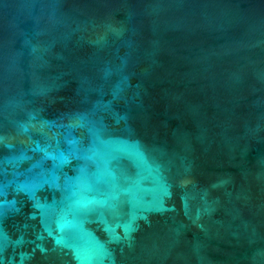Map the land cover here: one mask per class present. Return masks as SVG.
<instances>
[{
	"label": "water",
	"instance_id": "water-1",
	"mask_svg": "<svg viewBox=\"0 0 264 264\" xmlns=\"http://www.w3.org/2000/svg\"><path fill=\"white\" fill-rule=\"evenodd\" d=\"M0 264H264V0H0Z\"/></svg>",
	"mask_w": 264,
	"mask_h": 264
}]
</instances>
